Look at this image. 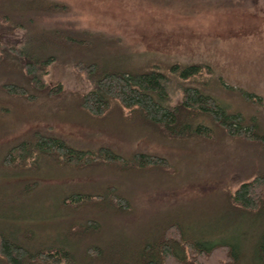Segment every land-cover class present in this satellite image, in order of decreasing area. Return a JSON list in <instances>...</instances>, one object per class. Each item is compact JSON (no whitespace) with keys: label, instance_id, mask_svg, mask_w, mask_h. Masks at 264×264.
<instances>
[{"label":"trees","instance_id":"trees-1","mask_svg":"<svg viewBox=\"0 0 264 264\" xmlns=\"http://www.w3.org/2000/svg\"><path fill=\"white\" fill-rule=\"evenodd\" d=\"M67 10L55 0H0V35L30 32L22 46L0 43V95L69 94L79 111L101 119L120 113L150 137L211 143L220 132L224 140L249 145L252 176L222 191L237 214L222 226L206 230L169 217L137 239L106 248L98 235L103 213L132 205L107 172H122L126 165L148 173L163 164L162 157L144 151L124 156L110 145L77 146L54 132L31 130L0 149V264H264V122L215 95L226 91L260 105L256 94L227 84L208 63L154 57L134 62L123 48L108 51L119 37L36 24V18ZM60 57L85 72L89 90L53 92L42 81ZM174 94L181 95L175 103ZM97 171L102 175L92 179ZM104 178L109 181L92 185ZM234 225L237 239L225 238Z\"/></svg>","mask_w":264,"mask_h":264},{"label":"rangeland","instance_id":"rangeland-1","mask_svg":"<svg viewBox=\"0 0 264 264\" xmlns=\"http://www.w3.org/2000/svg\"><path fill=\"white\" fill-rule=\"evenodd\" d=\"M55 1L66 3L67 12L36 18L39 27L85 29L103 32L110 39L119 37L121 41L107 50L123 48L134 62L154 57L166 62L208 63L227 84L253 92L261 104H249L226 91L215 93L216 97L231 109L255 113L264 122V0ZM26 33L29 30L4 31L0 43L22 46ZM59 59L42 76L53 92L91 88L85 72L68 61L72 55ZM180 98L174 94L172 99L175 103ZM34 129L54 132L77 146L110 145L124 156L144 151L162 157L163 164L148 173L131 172L126 165L122 172H107L113 173L108 178L119 182L132 205L131 210L103 213L98 235L106 248H114V243L126 237L137 239L169 217L181 216L206 230L222 226L237 216L225 204L222 191L226 186L234 190L242 179L252 176L249 145L224 140L220 132L213 134L211 143L155 133L150 137L138 134L120 113L101 119L79 111L69 94L0 95V149ZM98 173L102 175L97 171L92 179L99 178ZM105 180L109 181L95 180L92 185ZM224 237L236 240V226Z\"/></svg>","mask_w":264,"mask_h":264}]
</instances>
